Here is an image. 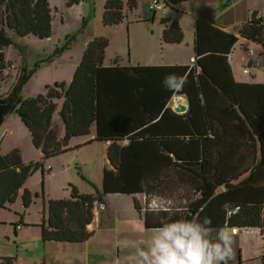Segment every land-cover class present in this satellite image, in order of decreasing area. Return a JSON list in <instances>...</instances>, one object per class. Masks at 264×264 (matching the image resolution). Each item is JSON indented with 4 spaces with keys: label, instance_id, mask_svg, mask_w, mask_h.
I'll return each mask as SVG.
<instances>
[{
    "label": "crops",
    "instance_id": "1",
    "mask_svg": "<svg viewBox=\"0 0 264 264\" xmlns=\"http://www.w3.org/2000/svg\"><path fill=\"white\" fill-rule=\"evenodd\" d=\"M126 1L123 0V10L127 15L131 9ZM148 1V10H144L142 0H136L133 18L125 26L126 16L120 23L111 25L115 30L106 29L110 25L102 23L106 28L99 33L108 41L103 62L97 69L96 118L89 134L70 139L69 146H80L64 152L97 145L99 150H104L100 162L102 165L104 160L106 173L102 175L101 184L96 181L95 185L100 202L95 203L92 222L86 229L94 235L95 208H100V204H103L102 209L107 208L113 192L115 196H130L138 217L146 222L159 221L163 211L151 208L150 202L160 199L161 209L184 212L189 220L210 217L213 229L237 226L238 231L233 233L235 255L227 264H262L264 226L230 225L232 216L227 215L223 206L226 203L228 206L232 203L264 204V102L258 103L257 94L251 89L253 83H264V66L252 65L256 59L264 65V53L256 38L241 34L249 14L256 11L261 16L260 39L264 44V0H230L225 4V0H184L175 5L160 0L166 4L160 10L153 9L152 0H147V4ZM246 2L253 8L247 10V15L243 13ZM131 23L136 24L135 27H131ZM137 24L144 25L137 27ZM170 24L180 28L181 41L163 40V32ZM97 34L90 40L98 37ZM120 39L126 40L127 56L121 51L111 53L108 48L111 42L117 44ZM68 49L70 46L44 59L54 61ZM249 49H254V56H250ZM37 61L40 67L45 60ZM76 66L75 63L68 69L67 78L54 81L69 82ZM245 66H250L248 73L243 72ZM169 73L186 78L182 91L171 92L162 86L163 78ZM177 99L185 105V111L174 110ZM185 118H190L191 124L181 127L179 123ZM205 138L211 143L209 154L203 150ZM108 139H118L120 146L116 168L107 155ZM29 161L23 160L24 163ZM98 161L95 155L84 162L81 160L79 174L90 178L84 164L97 169ZM257 164L259 166L252 170ZM44 172L48 173L43 170L42 177ZM169 173L175 175L170 181L166 177ZM141 180H144V189L140 187ZM25 185L24 182L23 187ZM68 186L69 196L47 201L72 199L73 189L76 195L93 193L76 183ZM23 195L26 208L33 195L26 188ZM177 218L180 217H172ZM48 220L49 213L47 219L30 222L27 226L39 227L41 238L40 226ZM14 223H17L16 229ZM14 223L16 235V230L22 226L21 214ZM254 229L260 230L259 237L252 233ZM91 237L84 242L62 243L77 244L81 252L79 264H83L86 257L101 251V248L91 249L94 247L89 241ZM48 242L59 241L43 243ZM3 258L11 259L2 257L0 261ZM38 262L63 264L54 254H46L37 262L25 258L21 261L22 264Z\"/></svg>",
    "mask_w": 264,
    "mask_h": 264
},
{
    "label": "rangeland",
    "instance_id": "2",
    "mask_svg": "<svg viewBox=\"0 0 264 264\" xmlns=\"http://www.w3.org/2000/svg\"><path fill=\"white\" fill-rule=\"evenodd\" d=\"M103 1L80 0L78 4L69 5V0H49L53 9V20L52 33L48 38L39 39L32 35L20 37L7 29L12 43L4 47V60L0 61V95L7 96L11 93V85L15 82L22 62L32 66L37 60H45L33 72L31 79L23 83L20 93L24 97L46 93L48 91L46 85H53L54 80L67 78L68 69L73 68L75 63L78 64L81 52H83L90 38L106 28L102 25ZM142 2L143 9L148 10L149 1L148 4L147 0H142ZM165 6L166 4L163 3V7L156 10L164 9ZM251 9L253 8L246 2L243 13L247 15V10ZM132 18L133 9L127 12L123 25L125 26V23ZM135 25L130 24L131 27H135ZM143 25L137 24V27H143ZM106 29L115 30L116 28L107 26ZM97 36L105 35L99 33ZM65 43H68L70 49L66 50L62 56L56 57L54 61L44 59ZM108 48L111 53L121 51L126 56L128 54L126 40L120 39L117 44L111 42ZM131 49L133 48L131 47ZM52 99L58 101L55 97ZM6 116L0 125V152L5 154L12 149H18L22 160H30L27 163L39 164L43 162L42 169L45 171L52 168L48 173L44 172L42 177L40 169L36 167L37 170L26 178V185L17 192L14 203L4 209L0 208V258L13 257L15 258L14 264H22L21 261L24 258L37 262L46 254H54L56 258L62 259L63 264H79L81 252L78 250L77 244L43 243L40 238V228L28 227L27 225L30 222H41L43 218L47 219V199L69 196V186H71H68L69 183H76L83 190H93L92 194H96V181L100 185L102 175L106 173L104 160H102V165L100 162V155L102 152L104 153V150H99L97 145L96 148H83V150L63 153L49 158L50 160L43 159L40 150L32 143L29 129L20 121L15 111L12 110ZM59 117L58 113H55V121L61 126ZM207 118L210 120V114H207ZM179 124L181 127L190 125L191 119H182ZM91 155L99 157L97 169H92L84 164V169L87 168L91 177H82L79 174L78 164L81 160L84 162ZM37 159H39L37 162H33ZM166 177L170 181L171 177L174 178L175 175L169 173ZM24 188L30 190L33 195L26 208L23 205L22 196ZM115 193L109 195L111 202L107 208H95L97 221H93L92 228L95 232L89 241L94 246L91 249L101 248V251L86 257L83 264H147L140 254L148 251L156 234L154 228L162 226L173 217V211L164 209L159 221L146 222L144 219L140 220L133 202L130 203L131 197L124 194L115 196ZM156 202L159 205L160 199ZM150 207L155 208L153 205ZM20 214L22 226L16 230L15 235L12 223L19 220ZM233 215L234 213H231V216ZM252 233H257L259 237L260 230L254 229ZM249 238H251V234Z\"/></svg>",
    "mask_w": 264,
    "mask_h": 264
},
{
    "label": "trees",
    "instance_id": "3",
    "mask_svg": "<svg viewBox=\"0 0 264 264\" xmlns=\"http://www.w3.org/2000/svg\"><path fill=\"white\" fill-rule=\"evenodd\" d=\"M79 1L69 0L68 4H77ZM181 1L184 0H168V3L175 5ZM126 4L132 10L136 0H127ZM123 8V0H105L102 23L110 26L120 23L126 16ZM254 13L256 11L252 12ZM252 19L243 24L241 34L257 38L262 43L261 19ZM52 20L53 9L49 0H0V61L4 60V47L12 43L7 29L20 37L32 35L44 39L51 36ZM181 39V30L177 24H170L163 32L165 42H179ZM67 44L57 47L53 54L60 53L68 47ZM106 46L107 38L103 36L88 41L70 81L46 85L48 91L35 96L24 97L20 92L23 83L33 74L40 61L31 67L22 62L15 82L11 85V93L7 96L0 95V103L15 98L13 110L29 129L32 143L40 150L43 159L79 147L80 145L69 146L70 139L89 134L97 111V69L103 62ZM52 97L58 101H54ZM55 113L60 116L61 126L55 121ZM108 141L107 155L112 166L116 168L120 151L118 139ZM203 150L205 154L211 153V143L206 138L203 139ZM31 165L32 163L23 162L18 149H12L5 154L0 152V208L13 203L17 192L23 188ZM258 166L259 164L255 165L252 170ZM42 167L43 164L39 163L38 169L43 173ZM23 198L26 196L23 195ZM97 202H100L98 193L76 195L74 189L72 199L48 200L49 220L40 226L41 240L84 242L89 239L93 232L87 230L86 225L92 222V212ZM229 224L264 226V204H242V209L232 216ZM13 226L14 229L18 227L17 223ZM14 259L3 258L0 264H13Z\"/></svg>",
    "mask_w": 264,
    "mask_h": 264
},
{
    "label": "clouds",
    "instance_id": "4",
    "mask_svg": "<svg viewBox=\"0 0 264 264\" xmlns=\"http://www.w3.org/2000/svg\"><path fill=\"white\" fill-rule=\"evenodd\" d=\"M186 82L185 77L169 73L161 83L168 91L180 92ZM140 187L145 188L144 180H141ZM150 203L156 210L164 211L156 201ZM223 207L227 209V203ZM183 213L174 212L173 216L180 218L169 219L154 228L156 234L148 251L140 254L147 264H227L234 258L232 229L227 226L213 229L210 217L189 220Z\"/></svg>",
    "mask_w": 264,
    "mask_h": 264
},
{
    "label": "built area",
    "instance_id": "5",
    "mask_svg": "<svg viewBox=\"0 0 264 264\" xmlns=\"http://www.w3.org/2000/svg\"><path fill=\"white\" fill-rule=\"evenodd\" d=\"M152 7H153V9L162 8L163 7V3L160 0H152ZM252 17L254 19H261L260 13H254V14L251 13L248 19L249 20H253ZM260 47H261V50L264 53V44L260 43ZM249 54H250L251 57L254 56V54H255L254 49H249ZM227 56L228 55H225L224 57H227ZM252 65L254 67L264 66L261 63V61L260 60H257V59L252 62ZM249 67L250 66H245L243 68V72L244 73H248L249 72ZM251 89L257 94V97H258V100H259L258 103H261L262 104L264 102V83H253V85L251 86ZM107 143H109V141H107ZM38 166H39V164L33 163L31 165V167H30V170L32 168H36ZM102 205L103 204H100V207L101 208L103 207ZM239 208H240V205L238 204V205H236L233 208L227 209V215L231 216V213L236 214L238 212ZM231 229L233 230V233H236L239 228L237 226H231ZM38 264H42V263H38Z\"/></svg>",
    "mask_w": 264,
    "mask_h": 264
},
{
    "label": "water",
    "instance_id": "6",
    "mask_svg": "<svg viewBox=\"0 0 264 264\" xmlns=\"http://www.w3.org/2000/svg\"><path fill=\"white\" fill-rule=\"evenodd\" d=\"M229 1L230 0H225V3ZM15 102H16L15 98H11L7 102L0 103V125L4 121L6 115L13 110V106ZM185 109H186L185 105L181 103L180 99H177L174 110L176 112H183L185 111Z\"/></svg>",
    "mask_w": 264,
    "mask_h": 264
},
{
    "label": "bare ground",
    "instance_id": "7",
    "mask_svg": "<svg viewBox=\"0 0 264 264\" xmlns=\"http://www.w3.org/2000/svg\"><path fill=\"white\" fill-rule=\"evenodd\" d=\"M38 68H39V66H38L36 69H38ZM41 163L43 164V162H41ZM32 170H35V168H32L31 171H32ZM49 170H50V169H49ZM236 205H238V203H237V204L232 203L231 205L228 206L227 209H229V208H233V207H235ZM239 205H240V208H239L238 212L242 209L241 204H239ZM227 209H226V212H227ZM238 212H237V213H238Z\"/></svg>",
    "mask_w": 264,
    "mask_h": 264
}]
</instances>
